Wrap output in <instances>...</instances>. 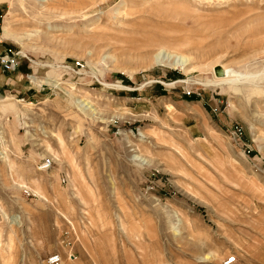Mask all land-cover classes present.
<instances>
[{"label": "rangeland", "instance_id": "obj_1", "mask_svg": "<svg viewBox=\"0 0 264 264\" xmlns=\"http://www.w3.org/2000/svg\"><path fill=\"white\" fill-rule=\"evenodd\" d=\"M86 4L0 0V264H264V0Z\"/></svg>", "mask_w": 264, "mask_h": 264}, {"label": "bare ground", "instance_id": "obj_2", "mask_svg": "<svg viewBox=\"0 0 264 264\" xmlns=\"http://www.w3.org/2000/svg\"><path fill=\"white\" fill-rule=\"evenodd\" d=\"M87 0H80V5L83 7H85L87 4ZM90 7V6H89ZM5 33L6 34H9L8 30L5 29ZM156 57V56H155ZM170 61H172L171 65L174 66V67H177V68H180L182 69L186 74H189L190 73V70L187 69V65H188V61L186 58H183L181 56H178V55H175V54H171V53H168V54H163L160 52L158 55H157V59H156V62L158 64L160 63H163L165 62L164 64H166V62L170 63ZM214 74H215V79L219 82L221 81H226L227 79L229 78H233L235 77L236 75H234L231 70H229V68L223 66V65H220L218 67H215L214 69ZM190 75V74H189ZM238 76H241V75H238ZM250 79V78H249ZM251 80V79H250ZM47 81V80H46ZM237 81V80H236ZM40 83H43V82H40ZM53 87H56V88H60V85L59 84H56V83H50ZM204 85V84H203ZM220 85V84H218ZM221 86V85H220ZM79 103H84V101H81ZM88 105V104H87ZM0 139L2 140V143L4 142L3 141V137H2V132H0ZM4 150L2 151V154H3Z\"/></svg>", "mask_w": 264, "mask_h": 264}, {"label": "built area", "instance_id": "obj_3", "mask_svg": "<svg viewBox=\"0 0 264 264\" xmlns=\"http://www.w3.org/2000/svg\"><path fill=\"white\" fill-rule=\"evenodd\" d=\"M14 61H12L8 57H1L0 58V66L2 68V71L4 73H10L14 70ZM238 132H241L240 129H238ZM2 150H3V143L2 140H0V158L2 155ZM54 165V160L52 158H48L43 161L42 167L40 168L42 171H47L50 170ZM70 261L74 260L75 257L73 255L69 256ZM237 263V257L233 256L231 258H226L224 261V264H236ZM46 264H66V260L63 255L61 254H53L51 255L47 260Z\"/></svg>", "mask_w": 264, "mask_h": 264}, {"label": "crops", "instance_id": "obj_4", "mask_svg": "<svg viewBox=\"0 0 264 264\" xmlns=\"http://www.w3.org/2000/svg\"><path fill=\"white\" fill-rule=\"evenodd\" d=\"M3 75L5 76V74H3V73H2V71L0 70V84H1V82H3V81H4V78H2V77H3Z\"/></svg>", "mask_w": 264, "mask_h": 264}]
</instances>
